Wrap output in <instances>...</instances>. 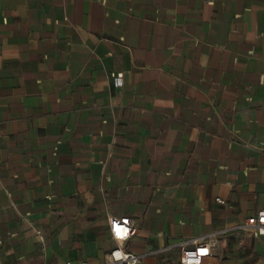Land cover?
<instances>
[{
    "label": "crops",
    "instance_id": "1",
    "mask_svg": "<svg viewBox=\"0 0 264 264\" xmlns=\"http://www.w3.org/2000/svg\"><path fill=\"white\" fill-rule=\"evenodd\" d=\"M263 209L264 0H0V264H264Z\"/></svg>",
    "mask_w": 264,
    "mask_h": 264
},
{
    "label": "built area",
    "instance_id": "2",
    "mask_svg": "<svg viewBox=\"0 0 264 264\" xmlns=\"http://www.w3.org/2000/svg\"><path fill=\"white\" fill-rule=\"evenodd\" d=\"M115 89L123 87V75H112ZM218 202L223 203L218 199ZM109 230L116 247L109 253L106 264H138L141 257L126 248V243L137 233L136 221L129 217H109ZM244 228L253 231L255 236H264V209L256 216L247 219ZM119 230V234H118ZM211 255L210 245L203 240H194L183 245L181 250V264H202ZM81 264H89L84 262Z\"/></svg>",
    "mask_w": 264,
    "mask_h": 264
},
{
    "label": "snow or ice",
    "instance_id": "3",
    "mask_svg": "<svg viewBox=\"0 0 264 264\" xmlns=\"http://www.w3.org/2000/svg\"><path fill=\"white\" fill-rule=\"evenodd\" d=\"M118 234H119V230H118Z\"/></svg>",
    "mask_w": 264,
    "mask_h": 264
}]
</instances>
